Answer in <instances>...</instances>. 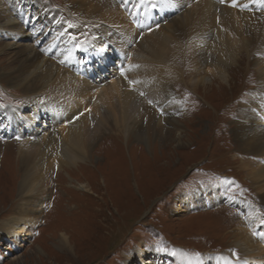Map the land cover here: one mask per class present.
<instances>
[{
	"label": "rangeland",
	"instance_id": "obj_1",
	"mask_svg": "<svg viewBox=\"0 0 264 264\" xmlns=\"http://www.w3.org/2000/svg\"><path fill=\"white\" fill-rule=\"evenodd\" d=\"M144 1L131 0L133 12L121 8L126 12L123 16L126 22L132 21L134 11H143L140 8ZM174 1L173 7L179 3L180 9L191 7L189 0L186 4ZM1 6L7 12V17L0 21V50L7 53H1L0 57L5 59L23 46L39 50L42 58L58 59L59 50L69 40L80 38L79 43L83 44L91 39L99 41L103 34L111 41L101 45V54L118 49L111 43L113 34L121 36L120 28L111 27L109 31L108 22L90 26L87 20H82V13L75 12L76 3L68 0H0ZM55 14H59V22L50 23V15L57 20ZM155 15L149 20L153 25H164L170 20L166 14ZM62 20L68 30H61ZM262 38L246 40L234 63L226 66L225 77L207 65L198 73L191 57L179 52L177 62L184 73L173 80L175 98L181 105L179 115L171 124L167 123L165 108L157 107L155 102L150 105L155 114L153 123L157 122L158 127L161 124L157 128L163 136L157 139L153 136L150 144L136 138L126 143L121 132H99L90 158L49 170L41 194L45 199L42 216L23 231H20L23 221L11 223L15 229L7 232H13L9 237L3 231L4 227H11L9 220L17 213L16 163L19 144L26 139L27 132L8 133L10 123L6 114L11 109L24 110L28 115L32 112L30 108L25 109L29 105L26 92L0 80V105H4L0 107V264H139L142 257L145 264H152L154 258L158 259L155 264H227L233 260L234 252L239 254L241 264H245L248 255L233 241L240 228L252 236L256 233L261 244V252L256 253L260 254V257L257 255L260 260H255V255L251 256L253 262L247 261L264 264V223H261L264 190L243 169L242 161L246 157L238 150L234 132L237 127L234 121L246 110L259 83ZM134 41L137 45L140 43ZM58 44L60 49L51 48ZM135 44L131 47L136 48ZM130 57L119 51L118 56L112 57L107 71L111 73L123 60L131 62ZM202 77L215 85L199 86L195 82ZM53 104L59 109V116H64L60 122L70 116L58 103ZM81 108L84 106L77 109ZM255 116L251 126L264 131V112L257 111ZM146 123L147 118L143 117V125ZM110 126L115 124L109 123ZM168 126L173 132L165 140ZM43 127V124L37 126L36 135L41 136ZM178 132L182 139L176 136ZM154 143L158 147L151 149ZM79 182L88 184V189L78 188ZM203 189L211 193L214 190L213 195L209 192L214 200L205 198L204 203L181 206V197L191 200L190 196H203Z\"/></svg>",
	"mask_w": 264,
	"mask_h": 264
},
{
	"label": "bare ground",
	"instance_id": "obj_2",
	"mask_svg": "<svg viewBox=\"0 0 264 264\" xmlns=\"http://www.w3.org/2000/svg\"><path fill=\"white\" fill-rule=\"evenodd\" d=\"M68 1L76 3L75 12L82 13V20H87L90 26L108 22L107 30L110 31L111 27L114 30L120 28L121 36L117 37L113 34V43H111H115L119 50L107 51L103 56L100 52L102 51L101 45L111 41L106 34H103V36L100 35L102 38L99 41L97 39L87 41L84 44L86 50L76 47L80 38L69 40L61 49L59 44L52 46L51 48L60 49L59 57L56 55L58 59H48L46 56L42 58L39 50L31 48L29 50V46H20L21 49L19 48L16 54L7 59L5 56L0 57L4 58L0 61L2 66H0V80L26 92L29 105L25 109L30 108L32 112L28 115L23 113L24 110L9 109L10 111L6 114L10 123L8 133L27 132L26 139L18 147L16 166L19 180L15 187L13 186L14 197L16 196V201H18L15 208L17 213L9 220L11 227H4L3 232L8 237L13 234V232L11 234L7 232L13 230L14 224L23 221L24 227L20 230L23 231L28 226L34 225L42 216L45 199L41 194L45 190L46 180L44 179L49 170L65 165H75L90 158L99 132L102 134L109 131L111 133L112 131L121 132L126 143L130 138H136L139 142L150 144L153 136L156 139L163 136L158 130L161 124L158 127L157 122L153 123L155 114L150 105L155 102L154 105L157 107L165 108V116L169 119L167 123L171 124L172 120H176V116L179 115L180 100L175 98L173 91V80L179 79L184 73L183 67L177 62L179 52H185L191 57L197 66L198 73H201L203 65H207L210 68L213 67L211 69L215 73L225 77L228 73L226 66L234 61L237 52L246 45V40L262 36L264 41V3L260 0H236V7L232 6V0H225V2L222 0H189L191 7L187 10L180 9V3L173 7L174 0L170 6L152 9L148 6V0H145L140 8V11L142 9L143 11L141 13L134 11L132 21L127 22L123 18L126 12L121 8L132 11L129 5L131 0ZM178 1L186 4L188 0ZM36 3L44 8L38 1ZM168 8H175V10L169 11ZM4 11L5 8H0V21L7 17V12L4 13ZM45 11L48 12L47 9ZM157 12L166 14L170 20L164 25L151 24L149 20H152ZM57 15H54L57 20L50 15V23L59 22ZM63 20L61 24L59 23L61 26L64 24L60 27L62 31L67 29V23ZM17 27L20 26L17 25L15 28ZM94 32L99 33L97 28ZM134 40H139L140 43L137 45ZM185 42L186 46H184ZM53 44H55L54 41ZM131 44L137 47H131ZM119 51L126 53L127 57L131 56V62L123 60L121 65L119 63L120 66L112 70L111 74L107 71L109 68L107 66H110L109 64L113 62L112 57L118 56ZM1 53L7 55L3 49L0 50ZM48 53L51 54V51ZM261 53L263 57L258 62L259 83L253 91L246 110L242 111L234 121L237 126L234 132L238 150L243 157H246L242 161V167L263 191L264 131L253 128L251 125L256 121V112H264V42ZM62 60L64 63H61ZM129 65H139L138 68L127 72L128 79L140 81L136 85H130L121 75L120 70L127 69ZM221 80L224 79L221 78ZM195 83L199 86L215 85L207 77H202ZM141 93L144 94L141 95ZM149 101L152 102L149 103ZM55 102L63 107L67 114H70L61 122L60 119L64 116H59V109L54 108L53 103ZM81 105L84 108L77 109ZM79 113L83 114L76 119ZM143 117L147 118L146 126L143 125ZM42 118L45 119L44 123H41ZM109 123L115 126L109 127ZM39 124L44 125L41 136L35 133L39 129L37 128ZM172 132L168 126L164 139L168 140ZM176 136L182 139L180 132L176 133ZM150 147L152 149L158 146L154 143ZM87 185L79 182L76 186L80 189H88ZM209 192L203 189L201 193H205L203 196H190L191 200L183 196L179 202L184 207L195 203L198 205L199 202L204 203L205 198L210 200L211 195L215 193L214 190L210 192L211 195ZM211 200L214 198L212 197ZM252 220L254 221V218ZM236 232L233 240L235 245H240L242 252L248 255L245 258L253 262L251 256L261 252L257 234L254 237L244 228ZM257 255L260 257V254ZM257 255L254 259L260 260ZM142 258L139 264H145ZM235 259L233 256V260L227 264H241ZM157 260L155 258L151 260L152 264H155ZM247 260L245 264H250Z\"/></svg>",
	"mask_w": 264,
	"mask_h": 264
},
{
	"label": "snow or ice",
	"instance_id": "obj_3",
	"mask_svg": "<svg viewBox=\"0 0 264 264\" xmlns=\"http://www.w3.org/2000/svg\"><path fill=\"white\" fill-rule=\"evenodd\" d=\"M142 2H143V0H142ZM222 2H225V0H222ZM260 2L264 3V0H260ZM171 4H172V0H148V6L151 7L152 9H156L157 7L170 6ZM232 6L233 7L237 6L236 0H232ZM244 7H247V5H244ZM86 43H87V41H85L83 44L77 43L76 47L80 48L82 50H86V48H84V44H86ZM61 63H64V61L62 60ZM138 67H139V65H129L127 69L122 68L120 70L121 75L124 76V78L128 81V83L130 85H136V84L140 83V81H138V80L128 79V77H127V72H130V71H132ZM143 94L144 93H141V95H143ZM149 103H151V101H149ZM0 107H4V105H0ZM82 114L83 113H81V115ZM76 119H79V116H77ZM261 223H264V220H262ZM254 235H256V233H254ZM157 250L164 251L165 249L158 248ZM195 255L197 257H199L200 254L196 253ZM233 255L235 256L236 260L239 261V254L234 252Z\"/></svg>",
	"mask_w": 264,
	"mask_h": 264
}]
</instances>
